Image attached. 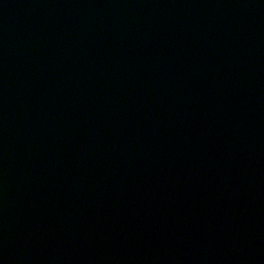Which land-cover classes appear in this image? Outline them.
I'll return each mask as SVG.
<instances>
[{"label": "water", "instance_id": "95a60500", "mask_svg": "<svg viewBox=\"0 0 264 264\" xmlns=\"http://www.w3.org/2000/svg\"><path fill=\"white\" fill-rule=\"evenodd\" d=\"M0 264H264V0H0Z\"/></svg>", "mask_w": 264, "mask_h": 264}]
</instances>
